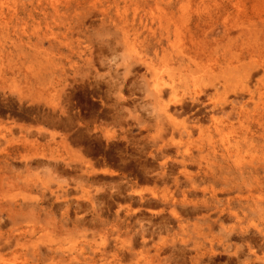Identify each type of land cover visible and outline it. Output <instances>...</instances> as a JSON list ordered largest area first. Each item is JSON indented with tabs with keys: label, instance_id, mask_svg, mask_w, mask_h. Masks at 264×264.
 <instances>
[{
	"label": "rangeland",
	"instance_id": "rangeland-1",
	"mask_svg": "<svg viewBox=\"0 0 264 264\" xmlns=\"http://www.w3.org/2000/svg\"><path fill=\"white\" fill-rule=\"evenodd\" d=\"M0 140L51 162L0 163V264H238L213 220L264 241V0H0Z\"/></svg>",
	"mask_w": 264,
	"mask_h": 264
},
{
	"label": "bare ground",
	"instance_id": "bare-ground-1",
	"mask_svg": "<svg viewBox=\"0 0 264 264\" xmlns=\"http://www.w3.org/2000/svg\"><path fill=\"white\" fill-rule=\"evenodd\" d=\"M251 70V69H250ZM249 70V71H250ZM249 73V72H248ZM154 94H156V95H154L156 98H157V94L159 93V90H158V88H154ZM252 95V94H251ZM198 98V96H196L195 97V99H197ZM160 111V110H159ZM163 114H165L164 115V117H166L167 119H169L170 120V122L172 123V124H176V121H175V119L172 117V113H170L169 112V109L168 108H164L163 109ZM161 114V113H160ZM211 117H212V115H211ZM6 128V127H5ZM4 128V129H5ZM11 128V127H10ZM9 130V129H8ZM10 131V130H9ZM12 132V131H11ZM3 134H4V132H3ZM2 134V135H3ZM1 135V136H2ZM6 135L7 134H4V136H3V138H5L6 137ZM8 136V135H7ZM2 138V137H1ZM27 140L28 139H26V138H24V139H21L20 141H22V144H23V146H25L24 144H26L27 143ZM33 140V139H32ZM2 141H3V139H2ZM5 141V140H4ZM7 141H9L8 139H6V141L5 142H7ZM18 142V141H17ZM29 142H30V140H29ZM28 142V143H29ZM34 142V141H33ZM32 142V143H33ZM41 142V141H40ZM0 143H1V140H0ZM43 143V142H42ZM13 144V143H12ZM30 145H31V142H30ZM49 145V144H48ZM1 146V145H0ZM29 147V146H28ZM34 147V146H33ZM20 146L19 145H16V146H13V147H5V148H3V155L1 156L0 155V163H2L3 161H5V160H8V159H11V157H13V159L14 160H16V159H18V160H20V163L21 162H23L24 163V167H25V169H29L31 166H34V165H37V166H40V165H47V166H50L51 165V162L48 160V159H44V157H47V154H45V153H43L42 151H40L42 154H40L39 155V151H36L34 154H29L30 155V158L29 157H26L25 155L28 153V151H24V150H22V151H24V153H26L25 155H22L21 154V152H20ZM35 149V148H34ZM25 150H27V149H25ZM31 153V152H30ZM5 154V155H4ZM28 155V156H29ZM40 157H42V159H40ZM191 157L189 156V158H186V157H183L182 158V164H183V166H184V173H185V175L187 174V169H186V167L188 166V164L186 165V162L187 161H190L191 159H190ZM45 161H44V160ZM13 160V161H14ZM17 163V162H16ZM210 173H211V175L209 174V173H205V175H204V177H201V178H204L205 180H207V181H210V180H212V178L213 179H215L216 181H217V179H219L218 178V176L217 177H215L214 176V174H215V171H210ZM209 174V175H208ZM208 175V176H207ZM217 175V174H216ZM187 176H190L189 174H187ZM196 176V175H195ZM194 177V176H193ZM2 178H4V176H2ZM6 178V177H5ZM188 178V177H187ZM191 178H192V176H191ZM176 179H177V177H176ZM2 181V180H1ZM176 181V180H175ZM3 182V181H2ZM4 182H5V180H4ZM189 182H190V184L193 186V184L196 182V180H195V178H192V179H190V177H189ZM6 183V182H5ZM4 183V184H5ZM178 184H179V181L177 182ZM177 183H176V185H177ZM3 184H0V186H2ZM34 185V184H33ZM196 185V184H195ZM194 185V186H195ZM194 186H193V188H194ZM190 188V187H189ZM192 189V188H191ZM193 190V189H192ZM59 191V190H58ZM64 191V190H63ZM55 192H57V191H55ZM66 192V191H65ZM189 192H191L190 190H189ZM193 193V192H192ZM195 193V192H194ZM204 193V192H203ZM58 194V193H57ZM206 196V195H205ZM58 197H60L59 195H57L56 196V198L58 199ZM210 198H215V194H213L212 195V197H210ZM212 200V199H211ZM207 201V200H206ZM201 202H203V201H201ZM201 202H200V204H201ZM191 203V202H190ZM183 205V204H182ZM187 206V205H186ZM190 206V205H189ZM219 206V205H218ZM191 207V206H190ZM217 207V206H216ZM194 209V208H193ZM221 209H223V208H221ZM187 211V210H186ZM221 212H223V211H221ZM190 213V212H189ZM228 213V215H229V217L230 216H232V212H231V208H229V211L227 212ZM223 214L224 213H220L218 216H217V218L216 219H214L213 220V222H216V223H219V229L221 230V234L222 235H224V237H226V240H232V238H234V237H237V238H239L240 239V241L242 242L241 244H243V246H244V244L248 247V250H247V252H240V250L238 249V250H236V251H234L233 252V256L235 257V259H236V261L234 262V263H244V264H253V262H252V260H253V256H256V249H254V248H258L259 250H264V241L263 242H258V240H256V238H254L253 237V235H252V233L253 232H250L249 230H246L245 228L244 229H240V230H237L235 227H231V228H227V227H225L224 226V224H223V217H225V216H223ZM210 215V214H209ZM234 216H235V214H233ZM236 217V216H235ZM162 218V217H161ZM160 218V219H161ZM209 219L211 220V217L209 216ZM224 219H226V218H224ZM184 219H182V221H183ZM204 220H206V219H204ZM9 221H11V223L14 225V227H12V228H15V226H19L21 223H18L17 222V220L15 219V217H12V215L10 216V218H9ZM206 221H208V217H207V220ZM184 222V221H183ZM12 225V226H13ZM179 226V225H178ZM210 226H211V224H210ZM14 230V229H13ZM19 230V229H18ZM237 230V231H236ZM5 233V232H4ZM4 233H0V241H4V242H1L0 244H3V243H5V244H8L9 246H12L13 245V243H14V241L13 240H15V245H17V244H19L20 243V235H22V233H20L19 235H16V234H14L13 233V231H10V232H8V233H6V234H4ZM264 238V237H263ZM236 239V238H235ZM238 240V239H237ZM195 244V243H194ZM198 244V243H197ZM4 245V244H3ZM197 246V245H196ZM242 251V250H241ZM197 255V254H196ZM195 255V256H196ZM195 258V257H194ZM210 258H212L211 256H210ZM77 259H78V255H73L72 254V256H70L69 258H68V260H69V262H68V264H73V262L74 261H77ZM191 259H193V258H191ZM229 259H232V258H229ZM234 259V258H233ZM214 260V259H213ZM228 260V259H227ZM212 262V261H211ZM224 262H225V260H224ZM229 262V261H228ZM192 263H194V260H192ZM218 264H219V262H218ZM223 264H228V263H223ZM230 264H232V262L230 261Z\"/></svg>",
	"mask_w": 264,
	"mask_h": 264
}]
</instances>
